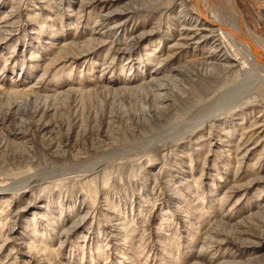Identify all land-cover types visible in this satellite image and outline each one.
I'll use <instances>...</instances> for the list:
<instances>
[{"label": "rangeland", "instance_id": "obj_1", "mask_svg": "<svg viewBox=\"0 0 264 264\" xmlns=\"http://www.w3.org/2000/svg\"><path fill=\"white\" fill-rule=\"evenodd\" d=\"M108 1L0 0V264H264V99L174 46L209 8Z\"/></svg>", "mask_w": 264, "mask_h": 264}, {"label": "bare ground", "instance_id": "obj_2", "mask_svg": "<svg viewBox=\"0 0 264 264\" xmlns=\"http://www.w3.org/2000/svg\"><path fill=\"white\" fill-rule=\"evenodd\" d=\"M111 2L112 1L109 0L107 3ZM97 3L100 5V2ZM196 3H198V6H201L203 9L209 8L211 18L205 17L199 21V25L195 28L185 29L184 32L180 34V42L174 46L181 49L183 47L182 44L185 42L192 40H205L209 35L215 37L214 39L220 43V48L222 49L221 52L223 53L222 55H224L225 62L232 60L233 63L243 69L242 79L239 82L240 89L242 90L246 88L248 91L251 89L253 91V88L256 87L260 94V98L262 97L264 99V40L253 33L245 24L244 16L239 12V8L237 7L235 0H196ZM120 26L121 23H116L112 25L111 28L113 27L114 29H118ZM8 27H12V25H9ZM140 37H142V35H140ZM131 41H133L132 38ZM169 58L170 56H167L163 61H168L170 60ZM172 71H175V69L170 72ZM149 78V83L155 84L154 82L156 79L154 77ZM156 86L157 85H155V87ZM245 92L244 95L248 96ZM260 116L263 117L264 115H259L258 117ZM212 117H215V115H210L209 120H199L197 125L202 126L205 122L212 120ZM259 124L263 126L264 119L259 121ZM250 137L252 139V135H250ZM246 141L247 140H245V143ZM246 151L244 155H246ZM2 189L3 190H0V193H5V189Z\"/></svg>", "mask_w": 264, "mask_h": 264}]
</instances>
